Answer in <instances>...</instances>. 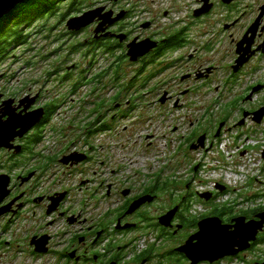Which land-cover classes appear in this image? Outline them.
<instances>
[{"label":"flooded vegetation","instance_id":"obj_1","mask_svg":"<svg viewBox=\"0 0 264 264\" xmlns=\"http://www.w3.org/2000/svg\"><path fill=\"white\" fill-rule=\"evenodd\" d=\"M242 1L234 0L228 5L223 0H210L207 4L204 0H193L187 7L188 16L181 21L176 18L177 8L162 15L169 22H175L166 25L171 27L167 32L164 31L165 26L160 25L162 18L152 16L146 22H137L133 10H125V18L107 30L106 33L111 34L108 37L103 33L96 35L99 22L81 32L68 34L75 39L86 32L91 33L78 44L85 47V55L107 53V48L112 45V51L107 54L114 60V82L119 79L115 69L118 70L120 59L123 56L128 58V46L135 40L137 43L151 40L158 47L137 63H132L141 67L142 79L139 81L137 78L140 83L154 87L156 81L158 87L164 81H170L166 85L178 89L185 85L177 108H181L182 98L195 100L198 95V104L206 103L213 107L225 104L230 109H238L237 113L242 112L244 116L247 110L253 114L264 109V16L252 46L254 55L236 71L240 58L238 45L260 18L264 2L255 0L256 8L246 23L248 13L243 11ZM209 4L212 9L198 16ZM112 6L118 8L119 4ZM113 12L116 17L124 11L114 9ZM120 35L127 37L123 43L117 37ZM225 39H231L236 50L224 56L222 51H217V44ZM78 45L73 49H78ZM213 56L216 60L212 61ZM165 76L169 78L161 80ZM132 82L129 86L139 83L136 79ZM166 94L165 103H162L164 98H159L156 104L159 102L164 107L173 99L170 93ZM42 97L43 94L39 93L37 103L29 108L31 100L17 95L0 100V107L13 100L12 109L23 116L41 109L45 112L44 118L30 133L12 143V149H0V178L8 182L7 193L0 194V264H170L174 261L190 264L177 249L199 231L200 221L197 222L196 218L219 217L216 210H222L224 206L229 208L218 204V201L231 193V189L222 184L226 191L221 193L217 189L218 184L216 191L209 192L211 200L206 201L199 196L201 192L189 189L188 183L184 191L179 181H165L163 173H135L131 178L122 177L112 170V154L101 153L103 147L96 143L99 133L113 129L116 116L101 114L105 106L99 104L92 110H86L90 113L85 117L76 114L67 125L56 126L54 122L59 111L68 104L61 99L57 108H51L49 104L57 100L41 104ZM119 101L118 96L110 100L107 111L112 112V107L123 112L128 107L133 108L134 99ZM251 120L249 117L243 127L238 126L241 121L231 126L232 115L229 121L223 118L215 124L209 118L204 122L191 121L188 149L202 136L206 140L214 139L221 124L225 126L220 139L234 130L246 128ZM48 134L61 137V141L55 143L56 147L47 144ZM259 194L252 198L243 197L242 205L256 204L254 199ZM167 196L170 197L169 202H165ZM195 200L213 211L193 216ZM139 202L142 203L137 205ZM175 209L170 226H164L161 219ZM261 213H264V207L257 206L225 217L223 221L227 225L239 217L258 221L257 216ZM262 241L264 231L249 251L235 258H242L264 246ZM170 243L175 246L165 252V246ZM262 263L264 259L259 262Z\"/></svg>","mask_w":264,"mask_h":264},{"label":"rangeland","instance_id":"obj_2","mask_svg":"<svg viewBox=\"0 0 264 264\" xmlns=\"http://www.w3.org/2000/svg\"><path fill=\"white\" fill-rule=\"evenodd\" d=\"M120 1L113 3L110 0H88L86 7L81 12L66 17L63 15L67 13L68 9L62 7L51 18L36 22L30 28L27 27L25 31L30 34L27 44L14 47L9 57L0 61V95L3 98L5 96L13 98L17 95L25 100H31L34 104L39 99V93L43 94L41 104H45L48 100L65 99L68 105L59 111L58 118L54 122L56 126H65L76 114L85 117L90 113L86 110H92L99 104L104 105L101 114L116 116V119L111 131H102L98 134L96 143L103 147L100 149L101 153L112 154V170H116L120 176L131 178L135 173L144 175L163 173L165 181H179L184 191L186 183H188L189 189L193 188L194 191L201 192L200 194L216 191L217 185L223 183L231 189V193H225L226 195L220 198L218 204L234 208L233 215L248 211L249 208L264 206V199L259 200L256 204L242 205L247 196L252 198L259 193L264 196V125L257 128L263 135H260V138L256 139L257 141L250 140L253 144L260 143V147L251 153L245 151L238 154L237 145L233 146V142L230 143L226 151H223V147L218 144L212 148V144L216 142L215 139L205 141L207 147L204 150H209V152L200 149L189 150L187 140L192 135L191 121L201 120L204 122L206 118H209L214 124L218 123L225 117V110L228 108L225 104L217 107L206 103L198 104L197 95L195 100L190 97L182 98L181 108H177V103L181 99L180 94L185 89V85L182 89L172 88L170 84L166 85L170 81H164L169 78V76H165L161 79L164 81L163 85L156 87L158 82L155 81L154 87L144 86L145 83L139 82L142 79L139 73L141 67L132 65L128 58L119 64L120 70L115 69L120 74V79L114 82L112 81V64L114 63L112 56L105 53L86 56L85 47L78 45L83 43L91 33L86 32L75 39L69 36L70 31L67 29V23L71 18L103 7L107 8L106 12L114 9L117 12L120 9L124 12L133 10L137 16L134 20L137 22H146L152 16L162 18L160 25L165 26L164 31L167 32L171 27L166 25H172L175 22H169L162 15L165 12L171 13L172 9L177 8L175 10L179 13L176 18L181 21L182 18L188 16L187 7L193 2V0ZM242 2L243 11L249 14L245 18L247 23L251 19L252 10L256 8V2L255 0H243ZM261 2L263 3L264 0ZM113 4H119V7L114 8ZM76 45L79 48L73 49ZM218 50L222 51L225 56L228 52H234L236 45L231 43V39H225L224 42L217 44ZM214 57L212 61L216 60ZM68 74L73 76V81L89 84L81 87L78 93L73 94L71 83L67 81L65 83L63 80ZM100 76L104 77L99 79ZM135 79L139 83H136L130 91L123 93L121 97V101L134 99L133 108L128 107L123 112L118 107H112V112H108L109 101L119 96L121 91ZM91 82L93 83L90 84ZM166 93H170L173 99L161 107L159 102L156 104V101L159 98L160 100L167 99L168 94ZM230 112L232 115L231 126L243 120L244 116H242V112L237 113L238 109L232 107ZM123 115L128 116L123 118ZM251 121H248V125L253 127L254 122ZM206 124L209 126L208 122ZM239 131L248 134L246 133L247 128ZM48 136L47 144L50 146H55L56 142L61 141L58 134H48ZM185 137H187L186 140ZM215 167H219V170L215 171ZM237 180L243 181H239L240 183L237 184ZM221 186L222 184H219L218 189ZM167 201H170L169 196L165 197V202ZM193 203V216L199 217L213 211L209 206L197 204L196 200ZM173 246L175 244H167L165 252L173 249ZM263 259L264 246H259L254 252H249L242 258L226 259L217 264H256V262H262ZM170 264L177 263L174 261Z\"/></svg>","mask_w":264,"mask_h":264},{"label":"water","instance_id":"obj_3","mask_svg":"<svg viewBox=\"0 0 264 264\" xmlns=\"http://www.w3.org/2000/svg\"><path fill=\"white\" fill-rule=\"evenodd\" d=\"M28 0H0V21L11 14L17 9V7ZM113 3H118L120 0H110ZM207 3L210 0H204ZM234 0H223L225 4H232ZM212 5H205L204 10L198 14L204 15L212 9ZM107 8H98L84 13L81 16L71 18L67 23V29L70 32H81L95 23L99 22V26L96 29V35L101 33L104 37H108L111 34L106 33L109 27L117 22L122 21L126 13L122 12L115 17L113 11L106 12ZM264 16V8L262 14L256 23L252 26L250 31L247 33L245 39L238 45V55L240 56L236 71L240 70L249 59L254 55L252 52V46L254 39L256 38L258 29L261 25V21ZM250 36H252L250 38ZM123 43L127 37L125 35L117 36ZM158 44L148 40L142 43H137L135 40L128 46V58L132 63H137L141 58L147 56L151 51L155 50ZM0 95V100L2 99ZM35 101V100H33ZM166 98L163 99L164 104ZM13 100L5 102L0 107V149L13 148L12 144L17 138H23L26 134L30 133L32 129L44 118V110H38L33 113H27L26 115L17 114L12 109ZM34 104L30 102L29 107ZM249 117L252 120L261 125L264 118V109L255 112L253 114L249 112L244 113L243 120L238 124L239 127H243ZM225 124L220 125L215 138H219L221 131ZM206 137L202 136L198 140V144H194L191 150H199L205 148ZM8 182L0 178V194L7 193ZM220 192H225L224 187H219ZM206 201H210L211 194H203L200 196ZM144 201V200H143ZM142 201V202H143ZM139 202L137 205H140ZM170 212L161 219V223L169 227L173 220L175 213ZM258 221L252 220L247 221L245 217H239L233 220L232 224H225L224 221L219 217L207 218L199 222V231L191 236L188 241L177 249V252L184 255L190 264H217L229 258H235L242 253L249 251L252 244L257 242L258 236L264 231V213L257 216ZM194 237L199 239L194 240ZM195 248V251L193 250ZM259 264V263H258ZM264 264V263H262Z\"/></svg>","mask_w":264,"mask_h":264},{"label":"trees","instance_id":"obj_4","mask_svg":"<svg viewBox=\"0 0 264 264\" xmlns=\"http://www.w3.org/2000/svg\"><path fill=\"white\" fill-rule=\"evenodd\" d=\"M87 1L88 0H28L19 5L15 11L0 21V61L7 59L14 47L27 44L30 36L29 32L25 31L27 27L30 28L36 22H41L51 18L56 15L62 7H67L68 9L67 13L64 14L63 17L79 13L86 7ZM107 51V53L112 51V45L107 48ZM123 57V59H120V63L124 62V59H127L125 56ZM117 66L119 69L120 66ZM72 77L73 76L71 74H68L63 78V80H65V83L66 81L71 83L70 86L73 94L78 93L81 87L89 84H82V82L77 80L73 81ZM103 77L104 76H100L99 79ZM117 77L120 79V74L118 72ZM92 83L93 82L90 84ZM133 86L134 85L129 86L128 84L126 88L121 91L118 99H121L122 94L130 91ZM59 102L60 100H57L56 103H50L49 106L51 108H57ZM229 110L230 108L226 109L224 117L225 121H229L230 119L231 112ZM233 209L234 208H227V206H224L222 210H216L215 213L219 216V218L224 220L225 217L229 218L233 215ZM202 219L203 217L198 219L196 218V221L199 222ZM261 244L263 245L264 241H262Z\"/></svg>","mask_w":264,"mask_h":264},{"label":"built area","instance_id":"obj_5","mask_svg":"<svg viewBox=\"0 0 264 264\" xmlns=\"http://www.w3.org/2000/svg\"><path fill=\"white\" fill-rule=\"evenodd\" d=\"M253 127L251 126H247V131L245 134L244 131H239L241 129H239L238 131H233L231 133L225 134L221 140L219 142H216L215 145L218 144V146L220 145V147H223L222 150L226 151V149L229 147L230 143H232L233 146L237 145V150H238V154H241L245 151H247V153H251L253 150H257L258 147H260V143L257 142V144H253V142H251L250 140H255L257 138H260V135H263V133H260V131L257 129L259 126H256L255 123L252 124ZM244 128V129H246ZM263 147V146H262ZM263 157H264V152H263ZM215 171L219 170V167H215L214 168ZM240 175V174H238ZM239 181H243V180H237V184H239Z\"/></svg>","mask_w":264,"mask_h":264},{"label":"snow or ice","instance_id":"obj_6","mask_svg":"<svg viewBox=\"0 0 264 264\" xmlns=\"http://www.w3.org/2000/svg\"><path fill=\"white\" fill-rule=\"evenodd\" d=\"M193 239L196 240V239H199V238L198 237H194ZM193 250L195 251V248Z\"/></svg>","mask_w":264,"mask_h":264}]
</instances>
